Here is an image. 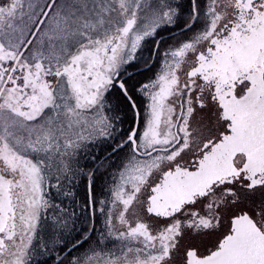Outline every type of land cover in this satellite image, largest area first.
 <instances>
[{"label":"snow or ice","instance_id":"snow-or-ice-1","mask_svg":"<svg viewBox=\"0 0 264 264\" xmlns=\"http://www.w3.org/2000/svg\"><path fill=\"white\" fill-rule=\"evenodd\" d=\"M0 264H264V0H0Z\"/></svg>","mask_w":264,"mask_h":264},{"label":"rangeland","instance_id":"rangeland-1","mask_svg":"<svg viewBox=\"0 0 264 264\" xmlns=\"http://www.w3.org/2000/svg\"><path fill=\"white\" fill-rule=\"evenodd\" d=\"M165 35V34H164ZM129 71H133L132 69H129ZM125 127H127V123L125 124ZM82 191V190H81ZM91 213V208H90V211L88 213V211H86V213H81L82 215H87L89 217V214ZM97 227H100V225H97Z\"/></svg>","mask_w":264,"mask_h":264},{"label":"trees","instance_id":"trees-1","mask_svg":"<svg viewBox=\"0 0 264 264\" xmlns=\"http://www.w3.org/2000/svg\"><path fill=\"white\" fill-rule=\"evenodd\" d=\"M80 196H81V198L83 197V190L80 192ZM86 211H88V213H89V211H90V207L86 210ZM91 216V213L89 214V217Z\"/></svg>","mask_w":264,"mask_h":264},{"label":"flooded vegetation","instance_id":"flooded-vegetation-1","mask_svg":"<svg viewBox=\"0 0 264 264\" xmlns=\"http://www.w3.org/2000/svg\"><path fill=\"white\" fill-rule=\"evenodd\" d=\"M165 38H167V34H165Z\"/></svg>","mask_w":264,"mask_h":264}]
</instances>
